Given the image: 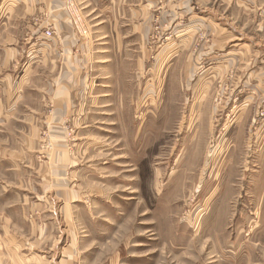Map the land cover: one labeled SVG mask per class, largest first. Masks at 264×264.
Segmentation results:
<instances>
[{"label": "rangeland", "instance_id": "obj_1", "mask_svg": "<svg viewBox=\"0 0 264 264\" xmlns=\"http://www.w3.org/2000/svg\"><path fill=\"white\" fill-rule=\"evenodd\" d=\"M21 1L0 0V43L53 34ZM139 3L99 48L83 126L39 95L33 40L10 69L0 48V264H264V0Z\"/></svg>", "mask_w": 264, "mask_h": 264}, {"label": "crops", "instance_id": "obj_2", "mask_svg": "<svg viewBox=\"0 0 264 264\" xmlns=\"http://www.w3.org/2000/svg\"><path fill=\"white\" fill-rule=\"evenodd\" d=\"M141 1L79 0L78 4L76 0H73V5L76 8L80 5L86 17L90 18L89 23H92L91 27L89 26V35L78 37L69 20L68 0H32V2L22 0L19 5L21 4V9L26 15L20 17L21 21L25 22L27 10L29 13L43 14L45 19L53 25L50 27L53 34L51 37H47L44 34L47 30H45L46 27H11V36L8 39H2L0 43V48L3 49L2 68L10 69L6 66L9 65L10 58L14 59L15 55L18 58L16 62L10 61L12 64L18 63L19 57L22 55L26 57V63L29 64L26 46L30 40H33L32 49L35 52V57L32 60L34 63L31 64L34 70L32 73L33 82L41 80L43 85V89L39 85V95L44 97L50 92L51 104L54 106L53 111L57 112L58 116L61 113H81V117L77 121H73V126H83L88 120L90 112V79L97 77L100 60L109 64V67L111 66V57L99 58L101 55L99 48L106 46L110 48L121 37V28L119 27H121L122 17L128 21L126 25L122 26L137 27L135 23L138 15L146 17L152 15L148 3L139 8ZM8 15L9 11L4 14V16ZM106 15H111L112 18ZM0 34H2V30ZM110 70L112 71V69ZM112 75L109 74L106 77L110 78ZM6 79L10 78H3L2 89H5V93L6 88L8 89L5 96L7 95L8 100L12 98V107L14 105L16 106L14 108H17L19 101L15 102L14 99L19 97V93L12 91L8 84H5ZM3 104H6V100L3 101ZM258 159L262 167L255 179L259 180L263 189L259 197L257 194V207L264 209V149Z\"/></svg>", "mask_w": 264, "mask_h": 264}, {"label": "built area", "instance_id": "obj_3", "mask_svg": "<svg viewBox=\"0 0 264 264\" xmlns=\"http://www.w3.org/2000/svg\"><path fill=\"white\" fill-rule=\"evenodd\" d=\"M68 12H69V15L72 16V19L75 16L79 15V12H78L77 8L73 5L71 0H70V3L68 5ZM81 27H84V26L82 25ZM47 35L50 36L51 35L50 32H47Z\"/></svg>", "mask_w": 264, "mask_h": 264}]
</instances>
